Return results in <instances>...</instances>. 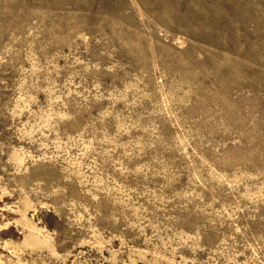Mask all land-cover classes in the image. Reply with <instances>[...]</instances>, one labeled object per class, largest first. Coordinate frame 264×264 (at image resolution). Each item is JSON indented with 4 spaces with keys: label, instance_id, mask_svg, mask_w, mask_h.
<instances>
[{
    "label": "rangeland",
    "instance_id": "obj_1",
    "mask_svg": "<svg viewBox=\"0 0 264 264\" xmlns=\"http://www.w3.org/2000/svg\"><path fill=\"white\" fill-rule=\"evenodd\" d=\"M0 264H264V0H0Z\"/></svg>",
    "mask_w": 264,
    "mask_h": 264
}]
</instances>
